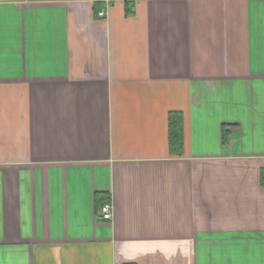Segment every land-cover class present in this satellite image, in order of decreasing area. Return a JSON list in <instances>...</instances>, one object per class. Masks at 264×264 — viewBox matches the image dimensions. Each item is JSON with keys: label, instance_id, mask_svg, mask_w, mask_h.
Returning <instances> with one entry per match:
<instances>
[{"label": "crops", "instance_id": "0c3cea01", "mask_svg": "<svg viewBox=\"0 0 264 264\" xmlns=\"http://www.w3.org/2000/svg\"><path fill=\"white\" fill-rule=\"evenodd\" d=\"M263 170L264 0H0V264H264Z\"/></svg>", "mask_w": 264, "mask_h": 264}, {"label": "built area", "instance_id": "2783aa9c", "mask_svg": "<svg viewBox=\"0 0 264 264\" xmlns=\"http://www.w3.org/2000/svg\"><path fill=\"white\" fill-rule=\"evenodd\" d=\"M99 16H105V12H99ZM99 215L102 220L109 221L112 219V204L110 202H105L101 205L99 210Z\"/></svg>", "mask_w": 264, "mask_h": 264}, {"label": "trees", "instance_id": "16d2710c", "mask_svg": "<svg viewBox=\"0 0 264 264\" xmlns=\"http://www.w3.org/2000/svg\"><path fill=\"white\" fill-rule=\"evenodd\" d=\"M176 137H178L177 135L175 136V138ZM262 178H263V180H264V170H263V172H262Z\"/></svg>", "mask_w": 264, "mask_h": 264}]
</instances>
